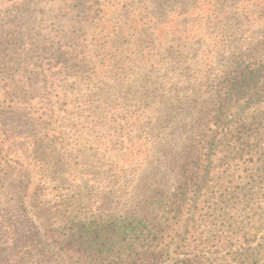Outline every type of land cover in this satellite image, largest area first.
<instances>
[{"label": "rangeland", "instance_id": "rangeland-1", "mask_svg": "<svg viewBox=\"0 0 264 264\" xmlns=\"http://www.w3.org/2000/svg\"><path fill=\"white\" fill-rule=\"evenodd\" d=\"M262 63L264 0H0V264L120 260L63 243L132 218L161 234L127 232L125 259L235 264L264 234V135L220 144L199 186L194 121Z\"/></svg>", "mask_w": 264, "mask_h": 264}, {"label": "trees", "instance_id": "trees-1", "mask_svg": "<svg viewBox=\"0 0 264 264\" xmlns=\"http://www.w3.org/2000/svg\"><path fill=\"white\" fill-rule=\"evenodd\" d=\"M247 71L240 72L227 81L225 91L218 95L209 109V117L203 121H198L204 116L198 117L197 123L201 129L202 146L199 153L200 159L205 162L202 166L203 175L199 181H205V176L209 175V170L214 166L212 164V156L222 143L232 142L242 145L240 151H248L252 145L259 143L260 134L264 135V114L258 110L259 101L264 98V63L256 66L247 67ZM255 107V109H252ZM208 124H210L208 126ZM193 126L194 123H193ZM261 139V138H260ZM192 150V149H190ZM198 155V156H199ZM226 157L225 154L221 158ZM220 159V158H219ZM259 160V159H258ZM201 164V161H199ZM198 162V163H199ZM187 163V162H186ZM185 166V165H184ZM264 168V160H259V167L256 170ZM134 218L127 221H119L117 219L105 222V220L97 222H75L64 241V246L78 251L85 255H118L120 260L114 257L108 260L107 264H155L158 257L166 249L161 247L157 252H153L150 247L140 248V252L133 253L137 255L131 260L125 259L122 255L124 252L134 250L132 246H128L127 232L132 234L138 231L145 234L149 240L158 238L161 234L160 227L143 228L140 222L134 223ZM257 230H264V220L260 223ZM138 246V245H137ZM264 234L260 236L256 245L249 244L247 247H241L234 250L232 261L235 264H255L257 256L264 254ZM193 258L178 259L174 264H194ZM232 264V263H224Z\"/></svg>", "mask_w": 264, "mask_h": 264}]
</instances>
